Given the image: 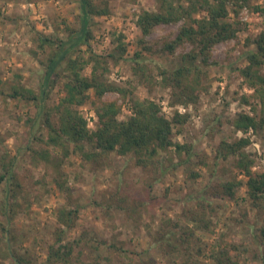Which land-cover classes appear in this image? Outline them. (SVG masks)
<instances>
[{"label": "rangeland", "instance_id": "374dc122", "mask_svg": "<svg viewBox=\"0 0 264 264\" xmlns=\"http://www.w3.org/2000/svg\"><path fill=\"white\" fill-rule=\"evenodd\" d=\"M104 1L110 12L89 20L88 27L93 35L90 44L95 53L108 59L109 66L103 79L126 89L127 94L123 97L117 91H110L98 98L93 90H89L88 99L77 106L87 119V127L90 130L95 127V109L105 101L115 99L121 105L118 117L123 118L129 114L132 99L149 98L161 105L166 117H171L175 111L187 115L183 126L173 127L171 138L173 142L181 143L186 138V130L191 132L194 151L198 154L185 160V154L176 155L172 147L160 152L162 158H170L172 162L181 160V164L166 172L151 188L146 185L147 172L135 165V157L130 154L121 156L111 152L105 160L97 161L104 165H97L93 160L84 162L74 152H69L57 168L38 160L39 154H32L30 148L48 149L53 159L62 157V150L41 141L46 139L47 133L39 123L35 101L10 98L7 93L18 81L27 87L38 88L43 71L38 59L44 61L48 50L38 48L35 39L39 33H52L64 39L70 33L66 27L78 30L81 27L78 0H0V154L6 150L15 157L13 172L16 176V181L0 183V208L5 201L14 203V208L6 214L0 212V223L7 227L9 235L15 237L13 251L29 256L31 264H42L47 246L53 242L59 226L57 210L65 206L77 207L74 227L66 239L85 230L92 245L98 240H106V243L100 242L102 254L98 258H93L92 247H85L82 261L146 264L145 260L152 258L155 264H173L177 259L175 254H162L153 244L158 225L170 219L179 225V231L187 227L197 235L200 240L197 245L202 252L194 258L200 264H214L208 255L228 244L236 246L231 254L239 264H261L259 255L264 246L257 244L254 235L264 219L251 206L245 183L238 186L234 199L211 197L203 190L206 185L215 186L227 179L245 181L246 177L234 167L233 156L214 160L215 148L222 138L231 141L241 135L246 136L249 142L244 150L254 159L251 170H262L264 127L243 133L234 130L232 121L239 113H259L260 105L254 99L249 102L241 100V96L250 95L252 89L240 76L238 68L246 64L243 53L254 49L253 39L264 27V0H247L236 16L230 13V20H236L240 30L235 36L212 47L208 64L202 66L200 96L186 106L179 102L169 103L171 88L160 84L158 74L160 69L172 70L179 66L181 55L191 48L190 44L183 42L171 54L162 50L163 44L176 36L179 23L155 26L145 37L151 48L143 50L137 43L141 33L136 25V16L142 10H154L155 0ZM119 35H122L126 50L123 58L115 60L110 55L119 53ZM80 47L79 52L86 55L85 45ZM135 51L143 54L145 72L150 74L147 82L142 81L139 71L136 73L133 69L138 65L131 60ZM90 70L88 64L83 73L89 76ZM18 75L20 79H17ZM64 81L65 78H61L48 97L40 102L45 108L58 103L63 95ZM29 118H36V121L31 122ZM191 170L198 175L191 176ZM57 179L63 187L56 184ZM17 182L20 185L17 196L12 200L8 196L5 200V196L11 193L7 192V185L16 189ZM116 196L125 197L126 205L141 202L139 225L131 210L118 207ZM202 196L212 201L216 208L207 228L183 216V209L193 207ZM168 228L171 230V225ZM1 234L0 231V237ZM0 239L1 252L4 251V240ZM109 244L116 245L118 251L108 249ZM194 247L198 249V246ZM0 264H11V261L0 256Z\"/></svg>", "mask_w": 264, "mask_h": 264}, {"label": "trees", "instance_id": "16d2710c", "mask_svg": "<svg viewBox=\"0 0 264 264\" xmlns=\"http://www.w3.org/2000/svg\"><path fill=\"white\" fill-rule=\"evenodd\" d=\"M246 2L247 0H155L154 10L146 9L137 14L136 25L141 33L137 43L143 50L151 48L145 37L159 24L179 23L174 39L163 44L164 52L173 53L175 48L183 42L191 45L190 50L181 55L179 66L172 70L160 69L158 72L160 84L171 88L169 103L179 102L186 106L199 98L203 88L202 66L208 64L210 51L214 45L235 36L240 30L237 21L230 20V13L236 16ZM78 7V19L81 22L78 30L66 27V31L70 33L64 39L55 37L52 33L49 35L39 33L35 39L38 48L48 50L44 61L38 59L43 66L38 88L27 87L18 81L12 85L7 96L35 101L36 115L47 133L46 139H41V141H44L46 145L59 146L62 150V157L53 159L48 149L44 148L40 151L28 146L32 154H39L38 160H42L45 165L57 168L69 152L77 153L84 162L93 160L96 164L99 159L105 160L111 152L121 156L130 154L132 158L135 157V165L147 172L146 185L151 188L152 184L166 172L173 168L176 169L181 164V160L172 162L170 158H162L160 152L172 147L176 155L185 154V160L198 154L194 151V137L191 132L186 130V138L181 143L173 142L171 138L173 127L183 126L187 115L175 111L171 117H166L161 110V105L155 100L135 98L130 101L129 114L119 118L121 105L114 99L103 102L95 109L97 121L95 127L90 130L87 127V119L77 109V106L88 99V91L93 90V94L99 98L110 91H117L125 97L127 90L103 79L109 66L108 59L105 55L95 53L90 44L93 35L88 27L89 20L109 14L107 2L78 0ZM121 39L122 35H119L117 45L119 53L118 55L111 54L112 59L123 58L122 54L126 48ZM252 43L254 49L243 53L246 64L238 68L240 76L252 89V93L243 94L241 100L249 102L252 98L260 105V109L258 114L239 113L234 117L232 121L234 130L243 133L264 127V71H262L264 70V27ZM82 45H85L86 55L79 52ZM32 54L36 55L35 52ZM142 55L141 51H135L131 60L134 64H138L133 69L136 73L139 71V78L147 82L150 74L147 75L145 72ZM137 58H140V61ZM88 64L91 67L89 76L83 73ZM20 78L21 76L18 75L17 79ZM61 78H65L62 82L63 95L57 104L51 108H45L44 103L40 102L48 97ZM28 120L35 122L36 118ZM248 142L249 139L242 135L231 141L222 138L217 143L213 155L215 161L219 158L227 159L233 156L235 158L234 167L246 177L245 181L227 179L215 186L209 184L204 187L203 193L211 197L234 199L238 186L245 183L251 206L258 210L259 215L264 219V163L260 172L251 170L254 159L249 152L244 150ZM14 158L6 150L0 154V183L7 184L10 181H16L13 172ZM104 164L98 163L97 165ZM197 175V172L191 170V176L196 177ZM56 184L63 187L58 179ZM15 185L16 189L7 185V192L11 191V193L5 196V200H8V196H11V200L17 196V189L20 185L18 182ZM116 200L119 208L131 210L135 214V222L139 225L142 217L141 202L134 201L131 205H126L127 199L120 196H116ZM2 204L0 212L3 214L14 208L13 202L6 203L5 201ZM215 210V204L202 196L196 200L193 207L183 209V216L188 221L207 228ZM76 217L77 207L72 209L61 206L58 208L56 219L59 226L54 233L53 242L47 246L42 264H80V262L81 264H94L93 261H82L81 256L85 247L94 249L93 258H98L99 254H102L99 248L101 243H106V240L101 239V243L98 240L92 245L85 230L73 238L66 239L70 229L74 227ZM169 225L172 227L171 230L167 229ZM177 227L179 225L170 219L164 223L161 222L157 227L158 233L153 239L154 246L162 254H175L177 259L173 264H200L194 258L202 252L201 247L197 245L199 238L187 227L184 231H179ZM0 231L4 240V251L0 252L1 258H9L11 264H31L29 256L26 257L13 251L12 243L15 237L9 235L7 227L1 223ZM254 238L257 244L264 246V223L256 229ZM195 245L198 249H195ZM107 248L118 251V247L114 244H109ZM235 248V245L228 244L213 250L208 256L212 258L214 264H239L238 260L233 257V253L231 254ZM96 261L97 259H94V262ZM259 261L264 264V250L259 255ZM145 263L155 264L152 258H147Z\"/></svg>", "mask_w": 264, "mask_h": 264}]
</instances>
